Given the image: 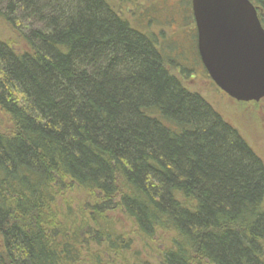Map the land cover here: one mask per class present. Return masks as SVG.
<instances>
[{
    "label": "trees",
    "instance_id": "1",
    "mask_svg": "<svg viewBox=\"0 0 264 264\" xmlns=\"http://www.w3.org/2000/svg\"><path fill=\"white\" fill-rule=\"evenodd\" d=\"M168 63L105 0H0V264H264V161Z\"/></svg>",
    "mask_w": 264,
    "mask_h": 264
},
{
    "label": "rangeland",
    "instance_id": "2",
    "mask_svg": "<svg viewBox=\"0 0 264 264\" xmlns=\"http://www.w3.org/2000/svg\"><path fill=\"white\" fill-rule=\"evenodd\" d=\"M105 1L131 28L146 30L145 32L152 35L156 49L169 62L168 65L172 74L187 90L199 94L264 161V99L258 103H238L219 91L211 82L206 71L199 63L195 38L193 42L187 38L189 32H191L190 34L193 33L195 37L189 0ZM82 197L83 195L72 194L69 198H72L71 201L73 202V199L78 200ZM105 216L107 219V214ZM113 216H116L115 228L118 233L130 230V225L124 219L123 221L120 220L122 218L116 214ZM130 239L133 243L130 253L133 254L139 251L143 243L135 236H130ZM153 249L154 251L149 252L143 248V251L139 252V257L141 258V255L156 257L160 249L156 246ZM102 258L104 261L110 260L111 256L104 253Z\"/></svg>",
    "mask_w": 264,
    "mask_h": 264
},
{
    "label": "water",
    "instance_id": "3",
    "mask_svg": "<svg viewBox=\"0 0 264 264\" xmlns=\"http://www.w3.org/2000/svg\"><path fill=\"white\" fill-rule=\"evenodd\" d=\"M197 52L211 82L238 103L264 99V29L249 0H191Z\"/></svg>",
    "mask_w": 264,
    "mask_h": 264
},
{
    "label": "flooded vegetation",
    "instance_id": "4",
    "mask_svg": "<svg viewBox=\"0 0 264 264\" xmlns=\"http://www.w3.org/2000/svg\"><path fill=\"white\" fill-rule=\"evenodd\" d=\"M189 10H190V16H191V19L193 20V15H192V8H191V0H189ZM189 19V18H188ZM191 19H190V21H191ZM193 23H194V20H193ZM194 27H195V24H194ZM135 30V29H134ZM137 33H139L141 36H143V37H145L146 39H148L150 42H151V44L153 45V47L156 49V46H155V44H154V41H153V39H152V35L151 34H149V33H147V32H145L146 30H135ZM193 32V31H192ZM191 32H189V34H188V36L189 37H187V38H189V41L191 40L192 42L194 41V38H195V44H196V53H197V56H198V52H197V34H196V28H194V34H195V37H194V35H193V33L192 34H190ZM188 41V40H187ZM157 50V49H156ZM159 51V50H158ZM198 59H199V56H198ZM199 61H200V59H199ZM200 63V65L202 66V64H201V62H199ZM203 67V66H202ZM204 69V68H203Z\"/></svg>",
    "mask_w": 264,
    "mask_h": 264
}]
</instances>
